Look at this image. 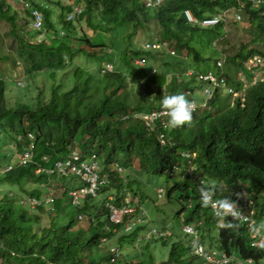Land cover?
<instances>
[{"label": "trees", "instance_id": "16d2710c", "mask_svg": "<svg viewBox=\"0 0 264 264\" xmlns=\"http://www.w3.org/2000/svg\"><path fill=\"white\" fill-rule=\"evenodd\" d=\"M28 1L30 7H21L23 13L19 14L8 0H0V24L5 23L4 31L9 29L21 47L28 43L43 56L47 52L58 55L55 66L42 68L38 73L48 71L49 78L55 80L58 70L74 66L73 84L81 80L82 84L75 85L79 93L74 100L63 82H55L47 90V99L42 88L34 99L25 101L23 98L28 94L9 95L8 92L14 88L15 74L21 75L15 70L20 68L19 63L15 64V59L10 58L13 67L0 68V148L4 143H15L14 148L21 152L32 143L35 154L33 162L26 166L13 164V168L0 177V184L6 182L19 188L17 193L11 190L13 194H8V199L17 194L26 201L20 204L25 206L18 209L16 203L0 198L2 263L157 264L159 260L158 264H196L200 261L198 255L189 253L190 247L182 241L174 242L168 254L159 257L158 252L150 247L151 241L146 238L143 226L127 235L122 223L115 225L109 221L105 196L100 200L86 195L82 199L83 205L71 203L69 190L87 184L79 176L46 171L35 173L38 165L53 167L57 160H67L74 147L81 146L84 158L95 153L103 172L111 176V185L102 190L113 187L117 192L116 204L124 195V189L142 199L147 196L133 172L145 173L151 184L164 176V199L180 203V209L174 215H184L186 222L195 217L202 220L201 237L209 241L204 250L218 246L229 251L230 247L238 246L239 256L252 257L254 264H264V243L257 248L251 247L252 236L247 228L244 225L238 227L232 219L224 220L221 225L213 216L212 208L201 206L197 184L191 183L189 176L187 180L182 179L180 171L172 170L174 165L184 161L182 153L195 154L192 166L210 182L215 198L229 196L237 202L236 191L245 189L252 201L249 207L254 210V217L258 221L264 220V168L257 165V162L262 163L264 152V81L247 89L243 103L238 98L232 101V92L240 90L243 85L237 80V71L242 69L247 80H252L253 70L248 69L243 61L253 54L264 56V46L256 47L252 39L255 30L264 31L263 8L254 7L250 0H165L151 9L145 7L142 0H75L73 4L62 0ZM76 5L82 7V12L75 15L73 21L66 20V13L77 14ZM33 8L43 14L40 29L31 27ZM185 9L196 18L227 16L237 11L233 23L241 22L238 16L246 18V24L251 27L248 41L243 42L234 55L224 56L226 63L223 67L217 66L219 58L214 61V69L202 71L190 67V62H205L210 56L203 54L193 43L196 31L207 27L188 22ZM54 13L55 17L52 16ZM84 19L98 34L114 32L116 36H113L112 43L107 44L103 37L93 40L87 31L78 34L76 24ZM225 25V19H222L214 27L223 29ZM23 30L26 35L22 34ZM152 30L157 38L155 41H166L175 55L168 49H144L145 40L152 37L145 35ZM42 31L44 35L38 39ZM137 36L146 39L136 41ZM76 43L80 45L76 46ZM115 56H121L120 65L115 62L118 60L113 58ZM135 59H143L144 63L138 64ZM0 60L7 61L6 53H0ZM106 62L114 65L112 70H104ZM154 68L156 72H153ZM166 69L170 73L167 74ZM177 70L181 73L177 74ZM209 70L219 79L226 77V83L212 87L208 107H198L192 112L189 123L170 127L167 116L152 121L142 118L143 114L162 111L159 101L164 95L180 92L187 99H203L201 93L208 81L198 79L197 75ZM168 75H171L170 80ZM27 83L20 89H27L25 85L34 89L30 82ZM108 83L112 89L110 92H104L94 104H85L84 98L89 92L94 93L101 84L106 89ZM129 84L135 88V93L129 91L132 89ZM71 92L74 94L73 90ZM161 136L165 143L160 142ZM15 160L13 152L1 151L0 170L6 168V162L14 163ZM116 164H120L124 172L116 170ZM53 181L61 184L60 197L53 196L52 190L43 192L47 184L53 186ZM28 184L36 187L28 189ZM32 198L38 199L40 204L29 205ZM47 198L51 200L46 204ZM190 199L195 200L191 205ZM79 214L89 218L87 229L79 226ZM214 225L218 228L217 239L211 235ZM115 228L122 233L117 244L109 245L110 239L116 235ZM90 230L91 236L88 235ZM127 236L133 246L136 242L142 243L143 260L136 261L128 249L122 251ZM115 246L121 248V256L112 254L111 247Z\"/></svg>", "mask_w": 264, "mask_h": 264}, {"label": "rangeland", "instance_id": "374dc122", "mask_svg": "<svg viewBox=\"0 0 264 264\" xmlns=\"http://www.w3.org/2000/svg\"><path fill=\"white\" fill-rule=\"evenodd\" d=\"M11 4H14V8L17 10V12L19 14H22L23 10L21 8V6L17 3H15L14 1L9 0ZM55 8V7H54ZM57 9V8H55ZM79 10V9H78ZM237 11H232V13L230 15L226 16L225 22V28H217V27H207L204 30L201 31H196L194 39H193V43L195 45H197L198 49L200 51H202V53H205V55L210 56V59L205 61V62H190V67L194 68V69H201L202 71H207L208 69H214L215 65H214V61L216 59H221L224 58V55L226 56H232L234 55L239 46L243 43L248 41L247 40V35L251 34V31L249 30V28H251L249 25L246 24L247 20H245L246 18H244V20H242L239 23H233V15L235 16ZM53 17H55V13L52 15ZM1 22V21H0ZM205 28V27H202ZM5 29V23L0 24V48L3 49L2 51L0 50V53H6L7 55V61L2 62L0 60V68L4 69V68H9V67H13L12 66V61L11 59H15V64L20 65V68H16L15 70L20 72V76H15L13 77V81L15 84H13L14 88L9 89V95L13 94H19V93H24V94H28L25 98V101H27L29 98L34 99L36 94L39 92V89L43 90L44 94V98L47 99L48 97V93L47 90L49 91L51 89V84L53 83H60L63 82L65 84V86L68 87V89L73 90L74 94L71 92H69V96L72 97L71 100H74V97L79 93V90H77L75 88V85H81L82 84V80L80 82H76L75 84H73V80L71 79V77H73V67L74 66H67L64 69H60L58 70V74H57V78L51 79L48 76V71H42L40 73H38V71L42 68L47 69V68H51L53 66H55L58 62V55L56 53H50L47 52L45 54V56L41 55L33 46L29 45L28 43L23 44V47L20 46L19 42L17 41V38H15L14 36H12V34L7 30L4 31ZM76 29H77V33L80 34V31H87V35L89 37H91V39L96 40L100 39L101 37H103L104 41L108 44V43H112L111 40L113 39V36L115 37L116 34L111 31H102V33H97L95 30L91 29L88 24H86L85 19L79 23L76 24ZM26 30H23L22 34L26 35ZM63 33V30H60V34ZM63 35V34H62ZM118 35V33H117ZM139 35V34H138ZM148 35H152V39L155 38V31H150L148 34H146L145 36ZM120 36H118L117 38H115L116 40L119 39ZM140 37V38H139ZM137 36V40L136 41H142L145 40L146 38L143 36ZM224 37V39H223ZM122 38H124L122 36ZM125 39V38H124ZM252 39L253 42L255 43L256 47L259 46H264V31H260V30H255L254 34H252ZM223 40V41H222ZM135 41V42H136ZM82 43V42H80ZM80 43H78L80 45ZM123 43H126L125 41H123ZM76 43V46L78 45ZM83 45V44H81ZM125 46V44L123 45ZM23 49V51H22ZM8 53V54H7ZM118 56V55H116ZM113 57L118 59L115 62H118V64L120 65V61L119 58L121 56L118 57ZM112 57V56H110ZM114 60V59H113ZM158 64V63H156ZM89 70V69H88ZM166 73H170V71L168 69L165 70ZM31 73H38L37 75H31ZM181 72H179L177 70V74H179ZM35 76V77H34ZM171 75H168V80H170ZM35 79V81H34ZM38 79V80H37ZM93 79H91L92 81ZM27 82H30V85L34 88V89H30L29 87H27L26 85L28 84ZM25 85V90H27V93L25 90H21L20 88H23ZM130 85V84H129ZM105 85L101 84L99 86V88L94 92H89L88 95L84 98L85 104L86 105H91L94 104L96 102L99 101L100 96L106 92L108 90V92H110L112 89H110V83L107 84L106 89H104ZM108 87V89H107ZM129 88H132L131 91L132 93H135L133 91H135V88L131 87V85L129 86ZM29 101V100H28ZM35 101V100H34ZM47 130V129H46ZM15 146V143H4V145H2V147L0 148V150L2 152H13L12 151V147ZM0 151V152H1ZM246 159V158H243ZM174 161H176L175 158H173ZM257 165L261 166L262 168H264V152H263V161L262 163H258ZM133 175L135 176V178H138L141 183H142V188L144 190V192H147V196H145L143 198L142 203L145 205V207L148 209L147 212V217L146 220H148L150 218V224L149 225H145V227L143 228V230L145 232L148 231V229H150L153 226H157L159 228H162L164 231H167L169 233V237L166 239L168 241V244H164V239H162L161 236L152 234V238L150 243V247L154 250H156L158 252L159 257H164L168 254L169 249L171 248L172 244L176 241H181L183 239V241L185 242L186 239L189 238V236L187 234H185L183 232V224L185 222V216H180V217H176L174 215V213H177V211L180 209V203L176 200H172L170 202L164 200V199H159L157 197V193H156V189H161L163 186L166 185L165 183V178L164 177H158L157 179H155L152 184L151 187V183L149 184V181L147 179V175L145 173H141L139 174L138 171L133 172ZM41 183L43 184L44 181H41ZM39 184V183H38ZM61 184L60 183H55L53 181V186H51L50 184H47L46 189H43L44 193H47L46 190L51 191L52 190V195L56 196L58 195L60 197L61 194ZM69 187H71L68 184ZM32 187H36L35 184H28V189H32ZM50 188V189H49ZM14 193L19 192V188L16 185H11L9 183L3 182L2 184H0V198H7L8 194L12 195V191ZM15 195V196H14ZM11 199L7 198L9 201H12L13 203H16V208L21 209V207L24 206H20L21 204V198L19 196H17V194H14ZM104 196V194H103ZM243 200L246 201L247 196L243 195ZM51 198V197H50ZM48 198V201H50L51 199ZM50 199V200H49ZM100 200H102V198H100ZM46 201V199H45ZM48 203V202H47ZM46 203V204H47ZM29 207V206H28ZM28 207H25L26 209H29ZM45 207H48L45 206ZM37 211V210H36ZM46 220V217L44 218ZM261 221V220H260ZM90 222H89V218L84 217L82 220H80V224L79 226L87 229L89 226ZM214 228V227H213ZM212 228V229H213ZM132 232V231H131ZM127 233V235H130V233ZM122 233L121 230H119L118 232L116 231V235L115 237H113L112 239H110V243L109 245L112 244H117L118 243V237L120 236V234ZM88 235L91 236V230L88 232ZM142 243L135 244V246H133V244H129V237H125L124 242L122 243V251H124V249H128L130 250V255L132 256V258H134L136 261L141 260V258L139 256H141V252L140 250ZM163 248V251L161 250ZM146 254L148 255V253L146 252ZM138 255V256H136ZM131 259V258H130ZM1 260V258H0ZM159 261V260H158ZM158 261L156 262L158 264ZM186 261V260H185Z\"/></svg>", "mask_w": 264, "mask_h": 264}, {"label": "clouds", "instance_id": "9594fccd", "mask_svg": "<svg viewBox=\"0 0 264 264\" xmlns=\"http://www.w3.org/2000/svg\"><path fill=\"white\" fill-rule=\"evenodd\" d=\"M11 1H14L15 3L19 4L21 7H27V8L30 7V4H29V1L28 0H11ZM62 1L65 2V3L73 4L75 0H62ZM142 2L144 4V1L143 0H142ZM11 5H12L13 9L15 11H17L14 8V4H11ZM77 8H80L81 10L78 12L77 11ZM34 9L35 8H33L31 10V14L33 15V18H34V22L31 24V27L40 29L41 26H42V24H43V14H42V18H41V25H40V27H35L34 26V23H35L36 16H34V14H33V10ZM74 9H75V11H76L77 14H74L73 12L66 13V16H65L66 20L72 19V21H73V19L75 18V15H78L79 13L82 12V7L80 5H76ZM149 9H151V8H149ZM185 10H184V15H185ZM261 15H262V19L264 20V15H263L262 12H261ZM214 16H216V15H214ZM214 16H209V17H214ZM244 18H245L244 16H241V18H240L241 21L244 20ZM186 19H187V17H186ZM197 19H203V18H197ZM218 23H216L214 25H209V26H202L199 23H193V24L199 25L200 27H214ZM43 35H44V32L42 31L41 33H39L38 39L41 38ZM156 39L155 38H154V40L152 38L146 39L145 40V43H144V49H153V48H147V46H146L147 42H149V43H155V42L162 43V42H166V41H162V40L155 41ZM167 49L169 51H171V49H169V44L168 43H167V46L164 49H162V50H156V51H164V50H167ZM172 51L170 53L172 55H175V53L173 54ZM255 56H261V55L260 54H253V55L249 56L247 59H245L243 61V64L245 63L246 66H247L248 59L249 58H253ZM225 58L226 57L222 58V60L221 59H218L217 66L223 67V65H225V63H226V61L224 60ZM262 59H263V66L260 65L259 67H256V68L253 67V68L250 69V70H253L252 80H250V81L247 80L246 76L242 72V69L237 71V80L238 81H242L243 82V85H242V87H241L240 90L236 91L237 95H234L233 94L232 101L234 99L238 98V99H240V102L243 103L245 101V94H246L247 89L250 86H253V85H255V84L259 83V82L264 81V56L262 57ZM142 60L143 59H135V62L138 63V64L139 63L140 64H143L144 62L143 63L140 62ZM108 63L109 62H106L104 64L105 68H106V64H108ZM109 64L112 65V69H113V66L114 65L112 63H109ZM153 72H156V68L153 69ZM208 72H213V71L212 70H209ZM208 72H206L204 74H207ZM189 73H191V72H189ZM199 74L200 73H198V75ZM198 75H197V78H198ZM223 78L225 80H227L226 77L223 76ZM198 97H200V96H198ZM201 97H202V93H201ZM159 103H160L161 109L166 111V114H167V124H168V126H170V127H177V126H180V125H184L186 123H189L192 120V111H191V103L192 102L189 99H187L182 93L175 92V93H172V94H169V95H164V96H162L160 98ZM30 138H31V134H30ZM33 138H31V139H33ZM160 142L161 143H165V142H162L161 138H160ZM76 149H78L79 151H82L81 146L74 147L73 151L76 150ZM12 151H13L14 156H16V160H15L14 163H8V162H6L7 163V166L8 165H12L13 166V164L21 165V166H26V165H22V164L19 163L18 156L23 151L19 152L17 150V148L16 149L14 148V146L12 147ZM194 157H195V154H190V152L182 153V158H183L184 161L181 164L174 165L172 170L180 171V174H181V178L182 179H186L187 180V177L189 176L190 177V180H191V183L197 184V190L199 192V199H200L201 206H204V207L207 206V207L212 208L214 210V215L213 216L216 219L219 220V222H220L221 225L224 224V220H226V219H232L234 222H236L238 224V227H240L241 225H244L247 228L248 233L252 236L251 237V240H250V246L251 247H256L257 248L262 243H264V231H263L264 230L263 229L264 228V220L258 221V219H256L254 217V210L253 209H250V207H249V205L252 203V201L249 200V195L246 192V190L245 189H240V190L236 191L237 202H233L231 199H229V196L215 198L214 197V194H213V192L211 190L210 182L207 180V178L204 175H202L200 172H197L198 169H196L195 166H192L193 165L192 161H193V158ZM7 166H6V168H7ZM6 168H4L3 170H0V177L1 178L9 171V170L6 171ZM116 170H118L119 172H124V169H123V167L120 164H116ZM34 171L36 173V168L34 169ZM100 174L101 175L107 174L109 180H111V176H109V173L103 172L101 165H100ZM160 177H164V176H160ZM126 183H127V180H126L125 184ZM202 184H203V189L200 187V185H202ZM110 185L111 184H108V185H106V187L107 186H110ZM150 185L152 187V184H150ZM77 188H79V187H77ZM74 189H76V188H74ZM74 189H70L69 190V195L70 196H71V193L70 192L72 190H74ZM102 189L99 192V194L97 196H94V197H99V198H102L103 199L104 196H105L106 199H104V200L108 201L109 200V196L112 195L113 196V201L114 202L117 201L116 200L117 199V197H116L117 192L114 190L113 187L108 188L109 190H102ZM164 191H165V186H163L159 190L156 189L157 197L159 199H164V197L162 195V193ZM103 194H104V196H103ZM123 194L124 195L121 196L120 201L118 202V205L123 204L125 202L126 197L130 198L131 201L137 200L136 203L133 204L134 207L136 208V210L134 212H132L129 216H131V217H137L139 215H142V211H145V213H146V215H145V223L139 224L132 231H135L140 226H144L145 227V225H149L150 224L149 223L150 222V218L148 220H146L148 209L142 203L143 199L140 196H138V195H133L132 194V191H130L128 189H124ZM243 195H246L247 196L246 201L243 200V197H242ZM83 198L84 197L81 198L79 204H75V205H83V200H82ZM106 201H104L105 204H106ZM193 201H195V200L190 199V205L193 204ZM240 201L242 203H240ZM214 202H215V205L218 207V209L226 210V212L220 214V212L218 211V209H215L214 208ZM22 203H23V200H21V204ZM71 203H73L72 196H71ZM129 216H127L126 218H124V220L122 221V224L124 225V228H125V224H124L125 223V220ZM84 217L85 216L83 214H79L78 215V219L79 220H82ZM115 225H117V224H115ZM187 225H191L195 229V231L197 233V236L196 237L194 236V234L188 233V232H186L184 230V227L187 226ZM201 226H202V220L200 218H198V217L197 218L195 217L193 220H191L189 222H186V218H185V222H184V224L182 226L183 227V232L185 234H187L189 236V238L186 239L185 242L183 241V239L181 241L185 245H188L190 247L189 253H194V254H196V255L199 256L198 260H200V261L198 263H196V264H200L201 262H202L201 264H205V262H206V255L207 254H212L215 259H220L221 255L222 254H225L226 256H228V257L231 258V261L229 263H227V264H254L255 263L252 257L242 258L241 256H239L240 253L238 252L239 251L238 246L237 247H235V246L234 247H230L229 248L230 250L227 249L229 251H226L224 249H220V248H218V246L212 247L211 249H209L207 251L204 250V248L207 247V245H208L207 243H209V241L208 240L205 241L201 237V234H202L201 233L202 232ZM212 228L213 229L211 231V235L213 236L214 239H217L218 228L215 225L212 226ZM152 229H156V232H152ZM114 231H117V229L114 230ZM126 233H129V232H126ZM205 233H206V231H205ZM152 234L161 236L162 239H164L165 244H167V240L166 239L170 236L167 231H164L162 228H159L157 226H153L150 229H148V231L146 232V238L147 239H150V240L153 239L152 238ZM194 238L197 240V242H193L194 241ZM105 240H106V238L103 239V241H105ZM177 242H179V241H177ZM111 252H112V254L114 256H121V248L119 246L111 247ZM136 256H138V255H136ZM139 257L141 258V260H143L142 259V256H139ZM49 263H54V262H47V264H49ZM0 264H3L2 263V260H0ZM207 264H214V263L207 262Z\"/></svg>", "mask_w": 264, "mask_h": 264}, {"label": "built area", "instance_id": "2783aa9c", "mask_svg": "<svg viewBox=\"0 0 264 264\" xmlns=\"http://www.w3.org/2000/svg\"><path fill=\"white\" fill-rule=\"evenodd\" d=\"M144 4L148 8L156 7L160 4H162L165 0H143ZM253 1V6L256 8L262 7L263 10L261 11L264 15V0H250ZM79 9V10H78ZM81 9L77 8V11L79 12ZM34 16H36L34 26L40 27L41 25V18L42 13L38 10H33ZM185 15L187 17V20L191 23H199L202 26H209L214 25L218 23L220 20L226 19L225 14H219L214 17H205L203 19H197L193 16L192 12L188 9L185 10ZM241 17L238 16V19ZM147 48H153L155 50H162L167 46V42H155V43H149L146 44ZM174 54L175 52L172 51ZM144 62V60L140 61ZM260 65L263 66V59L261 56H255L253 58H249L247 62V68H256ZM112 70L111 64H106V68L104 70ZM198 78L200 80L208 81V85L204 87L202 90V97L203 99L198 100L194 97L190 98L189 100L191 103V111L194 112L198 109V107H208V99L212 96V87L217 86L219 84L224 85L226 83V80L224 78L219 79L213 72H208L207 74H199ZM234 95H237L236 91L232 92ZM163 116H167L166 111H153L150 114H143L142 118H145L147 121H152L155 118H160ZM31 138L33 136L31 135ZM162 142H164L163 136H161ZM34 157V146L31 143L28 148H26L19 156V163L22 165H27L31 162H33ZM46 159V156L43 157ZM12 165H8L6 168L7 170L12 169ZM46 171L49 174H52L54 172H57L61 175H77L83 180L86 181V185L76 188L72 190L71 196L73 199L74 204H79L82 197L85 195L90 196H97L101 189L105 187L107 184L110 183V180L107 176V174H100V163L98 159L96 158V154H88L87 157L84 158L82 151H79L78 149L74 150L71 154V156L67 160H57L53 167L45 168L41 165H38L36 168V173L40 174L41 172ZM200 187L203 189V184L200 185ZM50 200V199H49ZM137 200L131 201L130 198L126 197L125 202L121 205L116 204L113 201V196H109V200L106 201V206L109 208V221L113 224H120L126 218L129 216L132 212L136 210L133 204L136 203ZM49 202L48 198L46 199V203ZM23 203H26V201H23ZM29 205H37L40 204V201L36 198H32L29 200ZM214 208L218 209V207L215 205L214 202ZM220 214L225 213L226 210L218 209ZM145 211H142V215H139L137 217H131L129 216L125 220V232L132 231L135 227H137L139 224L145 223ZM184 230L188 233L194 234V236H197V233L195 229L191 225H187L184 227ZM152 232H156V229H152ZM193 242H197V240L194 238ZM200 249V248H199ZM114 250V249H113ZM231 261V258L226 256L225 254H222L220 259H215L212 254L206 255V262L214 263V264H227ZM49 264H55V263H49Z\"/></svg>", "mask_w": 264, "mask_h": 264}, {"label": "water", "instance_id": "95a60500", "mask_svg": "<svg viewBox=\"0 0 264 264\" xmlns=\"http://www.w3.org/2000/svg\"><path fill=\"white\" fill-rule=\"evenodd\" d=\"M164 244H165V241H164Z\"/></svg>", "mask_w": 264, "mask_h": 264}]
</instances>
